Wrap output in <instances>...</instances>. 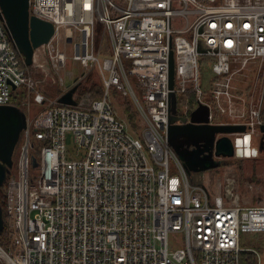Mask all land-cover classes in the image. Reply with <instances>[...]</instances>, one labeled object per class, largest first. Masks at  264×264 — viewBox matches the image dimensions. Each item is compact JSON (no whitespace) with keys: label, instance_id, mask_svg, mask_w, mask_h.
Instances as JSON below:
<instances>
[{"label":"built area","instance_id":"obj_1","mask_svg":"<svg viewBox=\"0 0 264 264\" xmlns=\"http://www.w3.org/2000/svg\"><path fill=\"white\" fill-rule=\"evenodd\" d=\"M30 2L31 14L55 27L31 65L0 11V104L11 103L12 92L21 88L30 105L43 107L32 117L29 106L18 156L0 187L8 236L7 247L0 243V264H240L242 250L264 264L256 247L241 244L243 232L264 234V200L227 198L229 171L213 174V183L208 169L201 180L199 172L187 171L168 139L174 92L177 113L187 121L205 103L210 123L246 126L232 134L235 149L242 150L232 158L258 156L264 0ZM98 33L104 46L96 45ZM69 52L82 69L97 71L100 94L80 91L82 76L67 83ZM203 64L212 70L206 90ZM250 64L254 85L247 88L237 74ZM32 66L61 86L59 95L47 97L29 72ZM77 82V103L58 102ZM115 93L130 98L139 132L118 114ZM68 130L77 156L68 154Z\"/></svg>","mask_w":264,"mask_h":264},{"label":"water","instance_id":"obj_2","mask_svg":"<svg viewBox=\"0 0 264 264\" xmlns=\"http://www.w3.org/2000/svg\"><path fill=\"white\" fill-rule=\"evenodd\" d=\"M30 0H0V11L5 26L15 45L24 55L27 65L33 63L35 49L46 43L54 33L55 27L51 21L38 17L30 12ZM174 83L173 56L170 59V87ZM79 82L73 84L57 99L60 103L76 104L74 98ZM13 88H16L13 85ZM176 94L171 93L169 105L168 139L182 159L187 171H197L203 178L205 170H212L227 160L240 157L241 152L235 149L232 134L245 130L244 124L210 123L209 106L199 105L191 112L190 121L177 113ZM26 113L19 105L0 104V187L6 181L8 173L14 164L13 153L19 140L20 132L26 126ZM181 122H177V120ZM259 144V151H264V124ZM33 165L37 159L33 157ZM224 186L227 198H233L234 182ZM235 203L241 201L232 199ZM5 228L4 205L0 202V232Z\"/></svg>","mask_w":264,"mask_h":264},{"label":"rangeland","instance_id":"obj_3","mask_svg":"<svg viewBox=\"0 0 264 264\" xmlns=\"http://www.w3.org/2000/svg\"><path fill=\"white\" fill-rule=\"evenodd\" d=\"M100 33V32H99ZM97 34L96 35V45H102L104 46V37L102 34ZM108 48L105 46V48H102V51L107 52ZM38 58L40 61H42L45 65L47 64V59L44 57V55L39 52ZM249 68L243 71L241 75H238L237 80H239V84L241 86H244L247 88L248 87H253L254 85V72L250 71L252 67H254L253 64H250L248 66ZM29 72L32 76L35 78L39 79L41 86L44 88L45 93L47 97L49 98H54L57 95H59L61 91V86L54 81L50 77H46L43 69H41L38 66H32L29 68ZM70 72H73L72 75L73 78H70ZM85 72L83 75L82 73ZM64 74L66 76V81L67 83H73L74 79L77 78V76H82L81 79H78L80 81V91H86L91 88L93 82H98V76H97V71L95 69H82L78 64H76L71 57V53L69 52V57H68V62L66 65V69L64 71ZM201 85L203 86L204 90L207 89V85L209 82L210 77L212 76V70L210 65H205L203 64L201 67ZM259 87V86H258ZM246 88V89H247ZM92 96H95L94 91H91ZM26 94V93H25ZM23 102L20 103L21 105L20 108L26 113H28V108L30 107V114L32 117H34L37 113L38 110L42 109L43 107H40L39 105L36 104V102H32V104H29L30 97L28 95L25 96V99L22 100ZM114 104L116 106V110L118 114L121 117L126 118V112L124 108V103L121 95L119 93L114 94L113 98ZM134 107V106H133ZM135 109V108H134ZM127 119V118H126ZM137 120V117H136ZM137 124V121H136ZM138 126V125H137ZM132 127V126H131ZM135 132H139L138 127H132ZM23 138V133L21 132L20 137H19V142L17 144V148L15 151V159L14 162L18 156V152L20 149V143ZM66 146L68 149V154L72 156H77V146L74 141V133L71 130H68L66 133ZM240 160V161H239ZM225 165L220 166L219 170L215 173L216 176L222 175L223 171L227 169L229 173H226V175H231L233 174V171L236 172L235 176V184L238 186V192L241 194V202L244 203V198L243 196L247 197L246 203H256L258 201L264 200V151H259L258 156L254 158H249V159H236L230 158L227 160ZM237 166V171L233 170V167L235 168ZM233 170V171H232ZM212 179L211 181H216V178L211 175ZM243 195V196H242ZM242 246L245 247H256L263 259H264V234L259 233V232H243L242 233V241H241ZM264 262V260H263Z\"/></svg>","mask_w":264,"mask_h":264},{"label":"trees","instance_id":"obj_4","mask_svg":"<svg viewBox=\"0 0 264 264\" xmlns=\"http://www.w3.org/2000/svg\"><path fill=\"white\" fill-rule=\"evenodd\" d=\"M97 87H99V83L93 82L92 86L90 88L92 91L95 92L94 93L95 96L100 94L99 88L96 90ZM25 96H26V94L23 91V89H21V88L16 89L12 92L11 103L16 104V105H21L20 103L23 102L22 100L25 99ZM121 97L123 99L124 108H125V112H126V118L129 122V124L132 127H137V124H136L137 112L133 107L134 105L132 104L129 97H126V96H121ZM0 202L3 205L5 204L4 190L2 188H0ZM0 243L5 247H7V245H8V236H7L6 229H4L2 232H0ZM240 264H257V259H256L255 254L250 250H242L240 252Z\"/></svg>","mask_w":264,"mask_h":264},{"label":"crops","instance_id":"obj_5","mask_svg":"<svg viewBox=\"0 0 264 264\" xmlns=\"http://www.w3.org/2000/svg\"><path fill=\"white\" fill-rule=\"evenodd\" d=\"M233 170H236L237 171V166H235V168L233 167ZM232 170V171H233ZM234 175H236V172L235 171H233V174H231V175H229L228 177H227V179H228V181L227 182H234V191H233V198L232 199H239V195L241 196V194L238 192V186L235 184V176ZM203 177L204 178H206V176H204L203 175ZM214 183V182H213ZM228 184V183H227ZM226 184H224V186H225ZM223 190H224V187H223ZM243 196V195H242ZM243 198H244V203H246L247 201H246V199H247V197H245V195L243 196ZM246 198V199H245ZM239 201H241V200H239Z\"/></svg>","mask_w":264,"mask_h":264},{"label":"flooded vegetation","instance_id":"obj_6","mask_svg":"<svg viewBox=\"0 0 264 264\" xmlns=\"http://www.w3.org/2000/svg\"><path fill=\"white\" fill-rule=\"evenodd\" d=\"M21 132H22V131H21ZM21 132H20V134H21ZM19 137H20V136H19ZM18 142H19V140H18ZM18 142H17V144H18ZM17 144H16V146H17ZM16 146H15L14 153H13V159H15V156H16V154H15V151H16V148H17ZM223 165H225V164L222 163V164L219 165L218 167L213 168L212 171H211L212 175H213V174L215 175V173L219 170L220 166H223ZM228 173H229V172H228ZM227 181H228V179L226 180L225 184H227Z\"/></svg>","mask_w":264,"mask_h":264},{"label":"bare ground","instance_id":"obj_7","mask_svg":"<svg viewBox=\"0 0 264 264\" xmlns=\"http://www.w3.org/2000/svg\"><path fill=\"white\" fill-rule=\"evenodd\" d=\"M238 151L241 152L242 150H238ZM246 151H247L248 153H250L251 150H250L249 148H247Z\"/></svg>","mask_w":264,"mask_h":264}]
</instances>
